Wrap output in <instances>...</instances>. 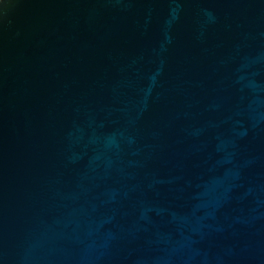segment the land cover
I'll return each mask as SVG.
<instances>
[{"label":"water","instance_id":"water-1","mask_svg":"<svg viewBox=\"0 0 264 264\" xmlns=\"http://www.w3.org/2000/svg\"><path fill=\"white\" fill-rule=\"evenodd\" d=\"M0 264H264V0L0 14Z\"/></svg>","mask_w":264,"mask_h":264},{"label":"clouds","instance_id":"clouds-1","mask_svg":"<svg viewBox=\"0 0 264 264\" xmlns=\"http://www.w3.org/2000/svg\"><path fill=\"white\" fill-rule=\"evenodd\" d=\"M16 3L17 0H2V3H0V14H2L3 17H6Z\"/></svg>","mask_w":264,"mask_h":264}]
</instances>
